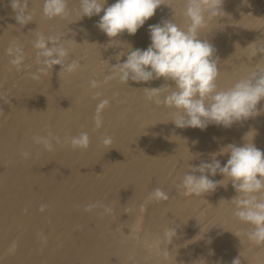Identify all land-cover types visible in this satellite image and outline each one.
<instances>
[{"label":"bare ground","instance_id":"bare-ground-1","mask_svg":"<svg viewBox=\"0 0 264 264\" xmlns=\"http://www.w3.org/2000/svg\"><path fill=\"white\" fill-rule=\"evenodd\" d=\"M43 2L29 0L33 21L21 27L10 0H0V91L9 97L0 101V264H232L237 257L241 264H264V245L249 242L243 235L248 226L232 215L237 193L231 182L225 179V186L201 196L176 187L189 165L211 162L213 154L223 166L229 154H219L221 149L242 146L249 132L245 139L264 151V100L259 115L230 128L176 127L169 121L173 109L149 100L144 90L172 81L105 80L112 66L126 60H117L121 52L150 45L149 25L172 19L170 7L162 4L135 35L109 38L96 27L103 12L80 19L79 0H69L67 19H48ZM115 2L107 0L105 7ZM174 6L175 22L186 27L183 0ZM222 10L200 34L214 45L218 84L227 88L264 66V57L251 55L252 43L264 44V0H224ZM36 32L74 39L69 59L81 67L68 73L55 65L32 79L39 67L32 46ZM112 39L121 43L110 46ZM14 40L25 52L19 70L6 52ZM103 100L109 103L96 128L93 118ZM49 131L62 140L86 132L90 144L73 149L64 143L49 152L32 140ZM105 136L112 137L111 145L101 143ZM210 178L224 179L219 173ZM157 187L169 199L149 202L141 212ZM89 204L113 211H85ZM170 224L176 236L168 245L161 237ZM167 248L168 255H161Z\"/></svg>","mask_w":264,"mask_h":264},{"label":"clouds","instance_id":"clouds-1","mask_svg":"<svg viewBox=\"0 0 264 264\" xmlns=\"http://www.w3.org/2000/svg\"><path fill=\"white\" fill-rule=\"evenodd\" d=\"M223 2L224 0H183L181 15L186 18V27L175 22V0H116L107 7V0H79L76 12L80 19L99 16L103 12L96 27L109 38H116L124 32L135 35L162 4L170 7L173 10L172 19L149 25L150 45L146 49H133L129 45L130 50L117 56L119 60L126 55V60L112 66L113 71L105 80L118 78L125 84L130 80L147 83L160 78H164L166 82L172 81V85L165 83L159 88H144L147 98L157 105L173 109L169 113V121L176 127L204 130L210 124L230 128L236 122L255 117L261 111L257 105L264 100V66H257L230 87L221 88L218 84L219 57L215 55L214 45L208 39H202L205 35L201 36L200 33L209 21L221 18L224 13ZM10 5L15 13V20L21 27L33 21L29 0H10ZM42 13L48 19H67L72 14V9L69 8V0H44ZM35 36L32 46L39 67L36 73H30L32 79H39L40 74H47L55 65H60L61 71L68 73L81 67L78 59H69L70 48L77 43L74 39H65L62 35H45L42 32H36ZM120 43L119 40L112 39L110 46ZM252 44L251 55L255 57L259 54L264 57V44ZM6 52L10 56L9 63L19 70L25 61L23 46L14 40ZM90 83L93 87L97 84L94 80ZM8 98L6 91H0V101L8 103ZM108 103V100H103L97 106V114L93 118L96 128L102 126L100 111ZM245 137L242 146L229 144L221 149L219 154H229L223 166L216 159V154H213L211 162L202 161L198 166L189 165V171L180 178L176 187L184 195L201 196L214 192L219 186H225L223 181L227 179L237 193L230 201L234 205L232 215L248 226L243 233L248 241L260 246L264 245V151L255 146L253 139L248 142ZM32 140L49 152L64 143L73 149H86L90 144V137L86 132L62 140L49 131L44 136L34 135ZM112 142L111 136L101 139V143L106 146ZM21 155L27 159L31 154L23 151ZM217 173L224 179L210 178ZM168 199L169 194L162 188H154L147 201L140 205V211L145 212L149 202ZM96 207H103L105 213L113 211L111 207L99 204H89L85 211ZM235 235L240 238L241 233L236 232ZM175 236L176 229L170 224L163 230L161 241L168 242L169 245ZM168 253L167 248L162 250L161 255L167 256ZM232 264H241L240 258L233 259Z\"/></svg>","mask_w":264,"mask_h":264}]
</instances>
